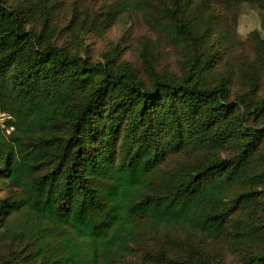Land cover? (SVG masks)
<instances>
[{
	"label": "trees",
	"instance_id": "16d2710c",
	"mask_svg": "<svg viewBox=\"0 0 264 264\" xmlns=\"http://www.w3.org/2000/svg\"><path fill=\"white\" fill-rule=\"evenodd\" d=\"M243 4L264 18V0H0V264H130L162 230L203 247L135 264H264V20L239 57ZM137 19L135 60L94 52Z\"/></svg>",
	"mask_w": 264,
	"mask_h": 264
},
{
	"label": "rangeland",
	"instance_id": "374dc122",
	"mask_svg": "<svg viewBox=\"0 0 264 264\" xmlns=\"http://www.w3.org/2000/svg\"><path fill=\"white\" fill-rule=\"evenodd\" d=\"M263 20V13L259 9L250 6L249 4H243L240 7L237 24L234 30L231 29L232 34H234L235 31L237 32L241 47H243L242 49H244V51L239 55V57L242 56L243 58H252L255 56L256 50L252 33L254 31L262 32L261 26ZM123 24L124 25L114 26L106 34L93 36V38L90 40V44L96 54H99L100 52L106 50L111 45H115V43H121L128 49V59L135 60L137 58L134 52L135 46L141 36L148 33V29L143 24L141 19H137L134 21L128 20L127 23ZM262 36L264 37L263 32ZM198 245L200 247H203V243H199L197 237L190 236L189 233L184 230H162V242H160V238H157L155 240L149 239L147 241H144L137 253V257L132 259L129 263L135 264L137 262H140V255L143 251L155 249L159 246H162V250H167L170 254L176 256L183 255L187 252L190 247H197ZM229 252L230 250L227 249L226 244L224 246L220 243H217L213 246L212 255H219L220 253H224V255H227L229 254Z\"/></svg>",
	"mask_w": 264,
	"mask_h": 264
},
{
	"label": "built area",
	"instance_id": "2783aa9c",
	"mask_svg": "<svg viewBox=\"0 0 264 264\" xmlns=\"http://www.w3.org/2000/svg\"><path fill=\"white\" fill-rule=\"evenodd\" d=\"M12 121V117L5 113H0V128H5L7 123ZM14 128H11L9 131L13 130Z\"/></svg>",
	"mask_w": 264,
	"mask_h": 264
}]
</instances>
